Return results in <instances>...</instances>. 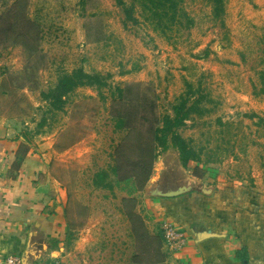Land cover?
<instances>
[{
    "label": "rangeland",
    "instance_id": "374dc122",
    "mask_svg": "<svg viewBox=\"0 0 264 264\" xmlns=\"http://www.w3.org/2000/svg\"><path fill=\"white\" fill-rule=\"evenodd\" d=\"M183 7L195 25L167 40L138 7V23L125 22L117 0H0V126L45 157L39 181L62 208V243L76 254L70 264H132L136 254L122 213L129 187L112 172L126 135L112 118L118 87L139 86L121 109L135 113L142 128L154 115H172L187 84L200 88L207 97L201 106L209 112L180 130L201 156L193 174L210 183L232 165L245 175L254 166L264 172V124L251 117L264 119V96H254L264 72V0H226L221 19L207 0H185ZM79 68L108 77L107 87L79 88L61 111L53 110L43 94ZM174 151L159 149L146 188L164 172L169 182L191 175L179 169ZM140 153L133 143L123 150L126 177L134 174ZM99 172L109 177L97 184ZM134 197L138 211L144 195ZM82 232L89 234L84 252L76 249Z\"/></svg>",
    "mask_w": 264,
    "mask_h": 264
},
{
    "label": "crops",
    "instance_id": "0c3cea01",
    "mask_svg": "<svg viewBox=\"0 0 264 264\" xmlns=\"http://www.w3.org/2000/svg\"><path fill=\"white\" fill-rule=\"evenodd\" d=\"M29 146L22 136L0 126V264L8 256H19L27 264L73 263L75 252L62 243V208L39 181L45 157ZM174 156L180 163L179 153L174 151ZM229 168L211 184L192 170L186 179L173 182L164 172L140 193L144 202L138 212L150 232H163L173 224L182 237L181 248L168 252L164 264H264V172L254 166L245 175L240 166L236 172L235 166ZM182 187L186 189L176 197L156 194ZM88 236L82 232L77 250L90 247Z\"/></svg>",
    "mask_w": 264,
    "mask_h": 264
},
{
    "label": "trees",
    "instance_id": "16d2710c",
    "mask_svg": "<svg viewBox=\"0 0 264 264\" xmlns=\"http://www.w3.org/2000/svg\"><path fill=\"white\" fill-rule=\"evenodd\" d=\"M212 7L213 17L221 19L226 12V0H207ZM123 7L125 22L138 23L135 17V9H140L141 17L149 22L153 30L167 40L169 34L177 32L190 31L195 21L186 12L183 5L185 0H132L128 5L124 0H117ZM264 42V37H263ZM264 63V60H263ZM260 88L254 86V96H264V72L259 74ZM108 77L98 73H88L82 68L76 69L71 73L62 74L56 87L49 93H44L43 98L49 102L53 110L61 111L65 105V99L68 95L79 88L90 87L100 91L107 87ZM136 88H139L136 87ZM135 87H118L114 94L113 120L116 131H125L126 135L123 141L118 145L115 152V165L112 167L113 174L117 177L118 184L125 183L129 187L128 198L122 200V213L130 224L131 235L135 240L136 254L132 257V264H164L168 259V250L163 232L152 234L147 227L145 219L137 211L138 200L134 194L145 190L153 174L155 162L158 158V151L168 150L170 147L176 149L179 153L182 167L187 170H195L201 164L200 153L195 150L192 141L184 138L180 130L187 126V122L193 116H202L209 112L201 105L207 100L206 96L201 94L200 88L194 89L191 84H187V90L172 107V115H165L161 120L154 115L152 120H148L145 128L140 127L139 122L133 113L129 116L128 112H123L121 106L135 96ZM137 101V100H136ZM118 108L117 110H115ZM252 118H258L257 125L264 124V119L253 115ZM135 136L134 140L132 137ZM140 150L138 162L135 166V172L132 176L126 177L123 174V150L132 146ZM109 177L108 172H99L96 174V183H104ZM239 257V256H238ZM247 261L245 257L242 258Z\"/></svg>",
    "mask_w": 264,
    "mask_h": 264
},
{
    "label": "built area",
    "instance_id": "2783aa9c",
    "mask_svg": "<svg viewBox=\"0 0 264 264\" xmlns=\"http://www.w3.org/2000/svg\"><path fill=\"white\" fill-rule=\"evenodd\" d=\"M163 234L166 241V249L169 252L177 251L181 248L182 237L173 224H167L163 228ZM2 264H23V262L19 256H8ZM54 264L61 263L55 262Z\"/></svg>",
    "mask_w": 264,
    "mask_h": 264
},
{
    "label": "water",
    "instance_id": "95a60500",
    "mask_svg": "<svg viewBox=\"0 0 264 264\" xmlns=\"http://www.w3.org/2000/svg\"><path fill=\"white\" fill-rule=\"evenodd\" d=\"M186 188L182 187L178 190L170 191V192H162V193H156L158 196L161 197H176L184 192ZM23 264H27L26 259L22 260Z\"/></svg>",
    "mask_w": 264,
    "mask_h": 264
}]
</instances>
